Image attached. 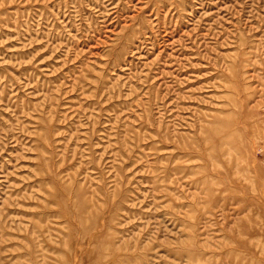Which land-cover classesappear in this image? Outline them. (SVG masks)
I'll return each mask as SVG.
<instances>
[{"label": "rangeland", "instance_id": "rangeland-1", "mask_svg": "<svg viewBox=\"0 0 264 264\" xmlns=\"http://www.w3.org/2000/svg\"><path fill=\"white\" fill-rule=\"evenodd\" d=\"M0 264H264V0H0Z\"/></svg>", "mask_w": 264, "mask_h": 264}]
</instances>
